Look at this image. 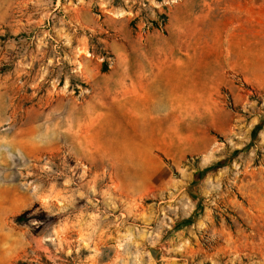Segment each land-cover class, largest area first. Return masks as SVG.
Instances as JSON below:
<instances>
[{"label": "rangeland", "instance_id": "1", "mask_svg": "<svg viewBox=\"0 0 264 264\" xmlns=\"http://www.w3.org/2000/svg\"><path fill=\"white\" fill-rule=\"evenodd\" d=\"M194 54L219 120L164 154L121 83ZM261 76L264 0H0V264H264Z\"/></svg>", "mask_w": 264, "mask_h": 264}, {"label": "crops", "instance_id": "2", "mask_svg": "<svg viewBox=\"0 0 264 264\" xmlns=\"http://www.w3.org/2000/svg\"><path fill=\"white\" fill-rule=\"evenodd\" d=\"M165 58L156 68H152L151 72L144 71L143 67L140 68L141 72L131 74L130 80L125 84L121 83L120 88L130 92L128 101L130 113L142 119H149L151 122L160 120L165 124L157 129L161 131V152L170 154L175 150L183 149L182 144H185L187 139H195L202 130V122L217 124L218 78L209 80L206 89H202L203 66L212 62L205 63L196 54L178 61ZM126 80L125 76L121 79V81ZM259 81L261 88H264V76H261ZM158 82H161L160 86ZM159 88L163 90L160 95L156 93ZM164 102L167 103L168 110L161 115V118L157 114L149 113L150 108ZM138 106L141 108L138 109Z\"/></svg>", "mask_w": 264, "mask_h": 264}, {"label": "trees", "instance_id": "3", "mask_svg": "<svg viewBox=\"0 0 264 264\" xmlns=\"http://www.w3.org/2000/svg\"><path fill=\"white\" fill-rule=\"evenodd\" d=\"M107 68L106 67H104V70H106Z\"/></svg>", "mask_w": 264, "mask_h": 264}]
</instances>
